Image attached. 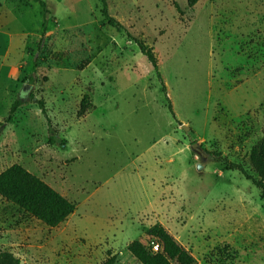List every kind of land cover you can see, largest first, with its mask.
Instances as JSON below:
<instances>
[{
    "label": "rangeland",
    "instance_id": "rangeland-1",
    "mask_svg": "<svg viewBox=\"0 0 264 264\" xmlns=\"http://www.w3.org/2000/svg\"><path fill=\"white\" fill-rule=\"evenodd\" d=\"M45 1L42 36L37 3L0 0V172L22 165L75 210L48 227L0 197V250L25 264H140L126 247L154 245L160 224L192 264H264L259 189L213 159L250 172L264 134V0H199L182 15L181 0H107L122 30L98 0ZM127 32L152 49L174 118ZM38 100L63 146L48 143Z\"/></svg>",
    "mask_w": 264,
    "mask_h": 264
},
{
    "label": "trees",
    "instance_id": "trees-1",
    "mask_svg": "<svg viewBox=\"0 0 264 264\" xmlns=\"http://www.w3.org/2000/svg\"><path fill=\"white\" fill-rule=\"evenodd\" d=\"M37 3L42 10V32L46 34V19L50 10L45 0H30ZM100 3V14L104 22L116 30L124 29L123 26L110 15L107 0H98ZM199 0H181L174 3V9L179 15L194 6ZM129 39L133 40L140 52L152 66L160 85L163 97L166 101L168 111L174 118L171 103L166 96L165 86L158 70L157 60L153 51L144 41L138 39L127 32ZM32 69H35L33 65ZM38 108L44 118L49 144L63 146L65 140L60 138L52 126L51 119L47 114L43 100L36 101ZM22 104L20 100H15L9 108L5 117V122H11L12 115ZM91 106V101L87 94H84L79 103L77 114L83 115ZM213 159L222 164L225 169L236 170L259 189L260 197L264 200V134L250 148L247 155V166L243 163L230 161L220 153L213 154ZM0 197L16 205L19 209L33 216L38 221L48 227H55L62 223L75 210V204L64 195L52 188L42 178L29 172L18 163H14L0 172ZM147 235L151 237L157 250L146 247L139 240H132L128 243L127 251L140 264H192V256L181 246L174 237L160 224H156L147 230ZM115 256L110 257L104 264H114ZM0 264H20V260L10 251L0 250ZM25 264V263H24Z\"/></svg>",
    "mask_w": 264,
    "mask_h": 264
},
{
    "label": "water",
    "instance_id": "water-1",
    "mask_svg": "<svg viewBox=\"0 0 264 264\" xmlns=\"http://www.w3.org/2000/svg\"><path fill=\"white\" fill-rule=\"evenodd\" d=\"M181 127L184 130H186V126L181 125ZM190 148L193 151H195L196 153H198L201 157H204L205 156V154L203 153L202 149L200 148V146H199V144L197 142L191 143ZM200 167H201L200 165H197V169H200ZM20 264H24V262L20 260Z\"/></svg>",
    "mask_w": 264,
    "mask_h": 264
},
{
    "label": "built area",
    "instance_id": "built-area-1",
    "mask_svg": "<svg viewBox=\"0 0 264 264\" xmlns=\"http://www.w3.org/2000/svg\"><path fill=\"white\" fill-rule=\"evenodd\" d=\"M157 247H158L157 244H154V245L151 246V248H152L153 251H156L157 250Z\"/></svg>",
    "mask_w": 264,
    "mask_h": 264
}]
</instances>
